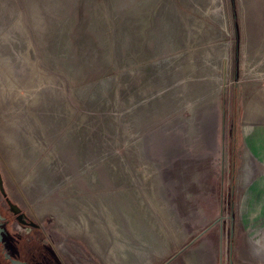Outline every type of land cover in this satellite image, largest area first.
I'll use <instances>...</instances> for the list:
<instances>
[{
    "label": "rangeland",
    "instance_id": "374dc122",
    "mask_svg": "<svg viewBox=\"0 0 264 264\" xmlns=\"http://www.w3.org/2000/svg\"><path fill=\"white\" fill-rule=\"evenodd\" d=\"M252 140L264 0H0V176L45 264H264Z\"/></svg>",
    "mask_w": 264,
    "mask_h": 264
},
{
    "label": "flooded vegetation",
    "instance_id": "af4514ba",
    "mask_svg": "<svg viewBox=\"0 0 264 264\" xmlns=\"http://www.w3.org/2000/svg\"><path fill=\"white\" fill-rule=\"evenodd\" d=\"M15 224H19L23 230H19ZM39 228L40 225L9 198L0 176V264H45L37 259L38 255L31 253L34 243L32 236L25 238L19 233L23 231L31 235L33 230L38 231ZM26 248L30 252L26 253Z\"/></svg>",
    "mask_w": 264,
    "mask_h": 264
},
{
    "label": "crops",
    "instance_id": "0c3cea01",
    "mask_svg": "<svg viewBox=\"0 0 264 264\" xmlns=\"http://www.w3.org/2000/svg\"><path fill=\"white\" fill-rule=\"evenodd\" d=\"M250 115H251V113L248 114V116H247L248 119H250V117H249ZM250 145H251L250 149H249L250 154L255 159H257L259 162H262L264 164V150L263 149L261 150L258 147V145L255 144V142L253 140H252ZM259 183L261 184L262 182H256V184L252 187V191L254 192V194H255V192H259V187H260Z\"/></svg>",
    "mask_w": 264,
    "mask_h": 264
}]
</instances>
